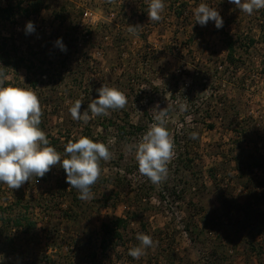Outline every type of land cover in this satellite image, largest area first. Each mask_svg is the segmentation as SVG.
Wrapping results in <instances>:
<instances>
[{
  "label": "rangeland",
  "instance_id": "1",
  "mask_svg": "<svg viewBox=\"0 0 264 264\" xmlns=\"http://www.w3.org/2000/svg\"><path fill=\"white\" fill-rule=\"evenodd\" d=\"M41 2L35 14L27 10L34 0H0L12 11L0 22V54L8 57L0 78L36 92L39 126L50 143L57 140L62 159L67 142L81 136L114 139L113 158L101 161L88 201L59 188V165L46 180L32 177L19 189L0 183V264H264V191L254 189L259 175L243 173L240 157L264 154V8L249 15L229 0H164L162 19L153 22L150 0ZM200 3L220 13L222 28L195 23ZM120 9L126 16H117ZM28 21L35 31L26 34ZM128 25H140L138 35ZM103 84L123 91L126 106L87 124L73 120L75 100L85 111ZM182 103L187 112L179 111ZM156 105L169 109L176 153L160 185L139 174L135 149L128 151L154 122ZM15 217L23 226L7 231L4 221ZM117 218L127 222L125 245L102 253L101 225ZM139 233L155 245L133 259L128 252L139 246Z\"/></svg>",
  "mask_w": 264,
  "mask_h": 264
},
{
  "label": "clouds",
  "instance_id": "2",
  "mask_svg": "<svg viewBox=\"0 0 264 264\" xmlns=\"http://www.w3.org/2000/svg\"><path fill=\"white\" fill-rule=\"evenodd\" d=\"M241 12L251 15L254 10L264 8V0H229ZM165 9L164 0H150L148 4L149 21L159 22ZM195 23L201 26L209 21L215 22V27H223L220 13L205 3H200L194 10ZM140 25H128L127 31L136 36ZM35 31L33 22L25 26L26 34ZM62 51L66 46L61 39L55 42ZM0 76H3L0 73ZM5 78H0V183L9 189H19L32 177L43 178L53 166L59 165L66 173V183L69 189H76L79 199L88 201L93 198L91 188L101 176V161L108 162L113 158L109 146L114 143L110 138L108 143L95 142L87 136L69 140L64 148V155L50 145L46 133L41 130L43 115L40 100L36 92L30 88L5 85ZM98 98L92 99L87 109L81 112L82 100L77 99L69 109L75 121L85 124L97 116L109 115V110L123 109L128 103L125 93L118 88L103 84L97 89ZM154 122L135 145L134 158L138 164V172L153 185H160L167 179L168 165L175 157V144L167 128L168 107L159 109L156 105ZM181 113L188 111L187 104H180ZM91 113V116L89 115ZM191 139H197L198 133L192 132ZM136 239L139 246L129 249L128 255L140 259L145 250L154 247L155 242L150 235L139 233Z\"/></svg>",
  "mask_w": 264,
  "mask_h": 264
},
{
  "label": "trees",
  "instance_id": "3",
  "mask_svg": "<svg viewBox=\"0 0 264 264\" xmlns=\"http://www.w3.org/2000/svg\"><path fill=\"white\" fill-rule=\"evenodd\" d=\"M42 0H34V3L32 5H30L28 7V13L29 11L31 13H39L40 9H41V2ZM33 7V8H31ZM182 11H180V7L178 9V12L176 13V16L178 18L183 16V11L184 10V5L181 7ZM124 9H120L119 13L117 16L121 15L122 17L125 15L126 16V12L123 11ZM107 14V13H106ZM133 14L135 15V11L133 12ZM12 16V11L11 8L9 6H6L5 8H1L0 7V22L2 21H8L10 20V17ZM76 30V29H75ZM78 31V29H77ZM76 31V32H77ZM88 35H81L83 37L85 36H89L91 35V33H87ZM120 36L119 34H115L114 37L112 38L113 41L119 40ZM226 61L228 64H233V56H234V42L229 40L226 43ZM7 59L8 57L5 55L0 54V62H2V68L0 69V71L3 70V68H5L7 66ZM40 127V126H39ZM42 130V127H40ZM116 132L119 134L124 132V127L121 126H116L115 127ZM49 136V135H46ZM50 138V137H48ZM51 146H54L57 149L56 145H57V140H54L50 143ZM246 156V161L242 162L244 165H242L243 167L241 168V170L243 169V173L245 172L246 174H258V178L255 184H253L254 189L259 190V191H264V154L259 153L257 151H254L253 153H240V157ZM57 166V165H56ZM56 166H53L55 168H57ZM53 167L51 168V170L45 174V176L42 179L46 180V177L51 175L52 173L55 174V171H53ZM60 167V166H59ZM61 168V167H60ZM57 172V171H56ZM63 173V180H58L56 181V184H60L59 188L63 189L65 192V190L69 187V185H67V183L64 182V180H66V173ZM262 178V179H261ZM257 185V186H256ZM255 192V190H254ZM251 194H253V192H250ZM256 198L258 196V193H254L253 194ZM252 195V196H253ZM260 196V195H259ZM262 196V195H261ZM220 198V202L223 203V197L222 195L219 197ZM261 198V197H260ZM262 198H264V195L262 196ZM252 199L250 198V201ZM68 207L65 210V214L66 211H68ZM67 215V214H66ZM127 222L123 219V218H117L114 219L112 221H110L109 223H104L101 225V234L102 236L100 237V241L98 244L99 250L102 253H106L109 250H114L117 246H119L120 244L125 245V242L123 241V235H124V230L127 229ZM5 229L7 231L12 230H18L21 226H23L22 221L18 218H11L9 222H5L4 221Z\"/></svg>",
  "mask_w": 264,
  "mask_h": 264
},
{
  "label": "built area",
  "instance_id": "4",
  "mask_svg": "<svg viewBox=\"0 0 264 264\" xmlns=\"http://www.w3.org/2000/svg\"><path fill=\"white\" fill-rule=\"evenodd\" d=\"M91 12L90 11H88V10H85V12L82 14V16H83V19L84 20H86V19H90V17H91ZM82 26V25H81ZM39 38V37H38Z\"/></svg>",
  "mask_w": 264,
  "mask_h": 264
}]
</instances>
